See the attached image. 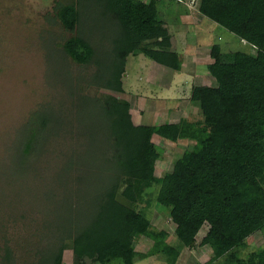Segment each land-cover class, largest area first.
I'll return each mask as SVG.
<instances>
[{"label": "trees", "instance_id": "1", "mask_svg": "<svg viewBox=\"0 0 264 264\" xmlns=\"http://www.w3.org/2000/svg\"><path fill=\"white\" fill-rule=\"evenodd\" d=\"M161 1H57L56 18L73 34L59 53L80 66L94 64L91 84L112 94L83 96L84 78H75L74 84L72 75L62 72L70 93L80 96L86 107L97 109L98 121L88 130L79 126L80 131H70L78 146L62 153V172L55 171L54 176L56 184L59 179L63 186L47 196L56 209L47 218L44 214L40 226L53 241L46 248L33 247L29 253L34 259L28 264H65L68 249L73 251V264L87 260L135 264V260L158 255L165 256L168 264H177L180 252L167 243L165 231L148 253L124 244L131 233H147L157 203L172 208L176 237L186 248L211 249L213 257L207 264H264V247L247 258L241 251L248 238L264 230V0H201L199 11L204 18L257 53L236 52L233 61L225 63L221 47L214 45L211 55L217 61L207 68L217 86L191 89L190 105L200 111L202 119L184 117L178 123L138 126L131 104L118 95L127 93L124 78L129 58L142 54L176 72L183 66L181 54L172 50L167 21L161 18ZM184 2L178 0V4ZM86 24L97 43L83 32ZM57 113L43 107L35 114L30 123L38 129L26 132L17 165L25 169L48 135L63 136V120ZM155 136L195 143L162 178L155 173L163 158ZM1 197L0 213L5 208ZM23 213L20 216L25 217ZM4 218L0 216L2 230ZM206 224L207 235L198 243ZM13 241L7 231L0 237V264H16Z\"/></svg>", "mask_w": 264, "mask_h": 264}, {"label": "rangeland", "instance_id": "2", "mask_svg": "<svg viewBox=\"0 0 264 264\" xmlns=\"http://www.w3.org/2000/svg\"><path fill=\"white\" fill-rule=\"evenodd\" d=\"M57 1L65 2V0H0V196L4 195V199L1 197V203L3 202L5 207L0 213V216L5 217L1 225L4 229L0 228V237L7 231L9 238L15 240L11 245L16 254V264L32 262L34 254L31 255L29 251L33 247L46 248L53 241L46 236L47 232H43L40 226L44 223V214L47 218V214L51 215L56 209L55 203L49 202L47 196L56 193L63 186L60 185L59 179L58 185L56 184L55 171L62 172L61 160L64 159L62 153L73 151L78 146L74 139L75 135L70 136V131H80L79 126L88 130L92 123L95 125L98 121L96 118L98 114L95 113L97 109H94V106L86 107L80 96L75 98L70 93L67 84L62 81L64 79L62 72L65 75L71 74L74 84L77 82L75 78L79 76L84 78L83 96L95 98L112 94L91 84L90 77L96 71L94 64L80 66L61 54L64 51V42L73 34L56 18L54 7ZM200 1L185 0L184 3L178 4V0H162L160 6L161 18L167 21L169 31L174 32L173 35L177 37L173 48L175 49L177 45L176 50L185 51L186 48L185 54H181L186 64L179 77L188 79L189 76V80L184 78L178 80V74L172 79L173 70L167 69L170 70V75L165 74L164 66L142 54L129 58L124 78L127 93L118 95L121 100L131 104L135 125H158L161 122H168L164 121L166 118L176 122L185 113L186 118L189 116L191 121L202 119L200 111L188 103V94L195 85L217 86L215 78L206 68L207 63L217 61L211 55L214 45L221 47L222 62L225 63L232 62L236 52L256 55V50L247 42L204 18L199 11ZM192 12L193 14L189 15ZM180 15H189L191 18L189 23H181ZM202 19H206L204 25ZM181 25L187 27L188 33ZM82 30L87 38L98 42L96 40L98 38L92 34L90 25L86 24ZM181 32L187 33L183 37L184 41L181 40L179 34ZM186 38L189 39L188 43L185 42ZM192 38L199 43V47H196L197 52H194L196 60L191 53L190 45H194ZM57 52H61L59 53L61 60ZM56 71L59 72L58 76ZM179 83H182L181 87ZM170 85L171 91L168 89ZM186 86L190 89L187 90ZM71 96L75 99H71ZM167 99H176V102L167 104L165 103ZM43 107L58 111L57 114L63 120L60 127L63 136L58 139L48 135L40 148V153H37L24 169L17 165L18 149L25 141L27 131H37L38 127H32L30 122ZM167 109L171 110L169 114L166 113ZM173 111L177 114H173ZM154 114L159 116L153 119ZM153 141L163 149V158L157 162L155 172L159 178L171 172L175 162L195 144L188 141L174 143L159 136H155ZM68 168L74 167L69 165ZM63 194L61 190L60 195ZM12 203L14 211L12 207H8ZM22 212H25L23 213L25 217L20 216ZM152 212L147 233L129 234L125 239V245L135 247L138 252L148 253L154 247L158 235L165 231L168 234L167 243L180 252L177 264H207L212 259L213 252L210 248L199 247L192 250L178 240L175 234L177 225L171 215L172 208L157 203ZM50 220L54 219L51 217ZM208 230L209 226L206 224L197 236L198 243L207 235ZM246 244V248L241 250L244 258L264 247V230L248 238ZM64 263H74L71 249L65 252ZM85 264L96 263L87 260ZM135 264L168 262L165 256L158 255L135 260Z\"/></svg>", "mask_w": 264, "mask_h": 264}, {"label": "crops", "instance_id": "3", "mask_svg": "<svg viewBox=\"0 0 264 264\" xmlns=\"http://www.w3.org/2000/svg\"><path fill=\"white\" fill-rule=\"evenodd\" d=\"M187 14H188V13H187ZM191 14H193V12L190 13L189 15H191ZM189 15H187V16H185V15H184V16H181V15H180V18L182 19V20H181V23H184V24H185V23H189V20L191 19ZM192 18H193V17H192ZM202 21H203V22H202V25H204V23H205V19H202ZM181 26H182V27L186 30V32L188 33L187 27H185V25H181ZM165 28L169 31L167 25H165ZM184 29H182V30H184ZM176 32H177V31H176ZM169 33H170V37H171V41H172V50L175 51V52H177V53H179V54L184 55L185 52H186V48L184 47V48H185V51H182V49L176 50V49L178 48V45H177V47L174 49V48H173V46H174L173 44L175 43V39H177V37H175V36L173 35L174 32L169 31ZM187 33H184V32L179 33V34H181L180 37H181V40H182V41H184L183 37H185V36L187 35ZM176 35H178V33H176ZM192 40H193V41H192ZM192 40H191V41L193 42L194 45H190V46H191V53L194 55V58H193V59L196 60V59H197V58H196L197 56H196V54H194V52H195V51L197 52L198 49H197L196 47H199V46H198L199 43H198L197 40H194L193 38H192ZM185 42L188 43V42H189V39L186 38V41H185ZM188 45H189V44H188ZM181 47H182V46H181ZM192 48H194L195 50L192 49ZM187 51L189 52L190 50H187ZM199 53H200V52H199ZM193 55H191V56H193ZM185 64H186V62H185V60H183V66H182V68L185 66ZM211 64H213V62H212V63H207V65H211ZM158 65H160V64H158ZM161 66H162V65H161ZM164 67H165V66H164ZM207 67H208V66H207ZM207 67H206V68H207ZM165 68H166V69H164V70H166L165 74L170 75V73H169L170 70H167V69H170V68H168V67H165ZM207 69H208V68H207ZM171 70H172V69H171ZM173 71H174V70H173ZM181 71H183V70H181ZM181 71H180V72H181ZM180 72H176V71H174V75H172V79L174 78L175 74H178V80H182L184 77H183V78L179 77ZM187 76H188V75H187ZM184 79H185V80H189V76H188V79H186V78H184ZM181 84H182V83H179L180 87L182 86ZM186 88H188L187 90L190 89V88L187 87V86H186ZM168 89L171 91L172 86L170 85ZM166 92H167V91H166ZM168 95H169V93L167 94V96H168ZM190 96H191V93L188 94V103H189V104H190ZM174 97H175V96H174ZM175 100H176V99H174V100L167 99V100L165 101V103H167V104H168V103H174V104H175V102H176ZM183 103H187V101H183ZM183 103H182V104H183ZM175 109H176V107H175ZM170 111H171L170 109H167V110H166V113L169 114ZM173 112H174V111H173ZM155 113H157V111H156ZM173 114H177V112H174ZM185 114H186V113H185ZM185 114H183L182 117L179 118V120L176 121V122L170 120L169 118H166V120H164V121H167V120H168V123H178L182 118H184V117L186 118ZM158 116H159V115L154 114L153 119H154V118H157ZM188 118H189V116H188ZM163 123H165V122H161V124H163ZM161 124H158V125H161ZM158 125H154V124H153L152 126H158Z\"/></svg>", "mask_w": 264, "mask_h": 264}]
</instances>
